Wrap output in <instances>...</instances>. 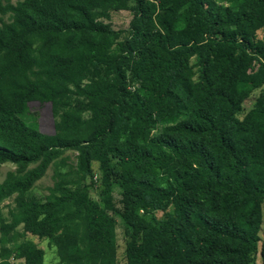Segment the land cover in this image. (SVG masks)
Returning <instances> with one entry per match:
<instances>
[{"label": "trees", "instance_id": "trees-1", "mask_svg": "<svg viewBox=\"0 0 264 264\" xmlns=\"http://www.w3.org/2000/svg\"><path fill=\"white\" fill-rule=\"evenodd\" d=\"M259 31L264 0H0V264H44L27 235L58 264H117L116 219L125 264H264ZM32 102L52 135L27 125Z\"/></svg>", "mask_w": 264, "mask_h": 264}, {"label": "rangeland", "instance_id": "rangeland-1", "mask_svg": "<svg viewBox=\"0 0 264 264\" xmlns=\"http://www.w3.org/2000/svg\"><path fill=\"white\" fill-rule=\"evenodd\" d=\"M18 0H9L11 4H15ZM132 14L128 11H112L110 12V17L108 20H103V22L109 25L114 30H126L128 28V24L131 20ZM258 38L264 40L263 31L258 32ZM255 66V63H250L247 67L249 70L250 67ZM259 94L258 91L254 92L248 101L245 102V112L251 107L255 97ZM27 118H34L35 122H27V125L34 128L38 132L44 135H52L54 133L53 124L54 119L51 114V105L49 103L40 104L38 102H32L28 105V113ZM76 153L74 152H66L63 155V158H66V162L69 165H74L75 163ZM14 167L9 164H3L0 166V181H2L5 177V174L13 170ZM93 170V180L92 183L90 180H87V183L90 184V198L93 201L98 200V192L100 191V181H99V173L97 170V164H92ZM53 167L50 166L45 175L35 183L32 189V195L39 200H43L45 196L48 195V189L53 185ZM112 190L116 199L119 197L120 189L117 184L112 185ZM12 205V199H8L4 201L1 205V214L5 221H9L8 216V207ZM157 217H161V213L156 214ZM116 255H117V264H125V243L126 239L124 237V226L116 219ZM260 236L264 237V206H263V225L260 232ZM27 240H30L37 244V246L43 250L44 252V264H58V260L56 258V254L53 248L47 245L46 240H39L34 236L27 235ZM17 264H22V262L18 261ZM251 264H263L259 255L255 254L253 257V261Z\"/></svg>", "mask_w": 264, "mask_h": 264}]
</instances>
